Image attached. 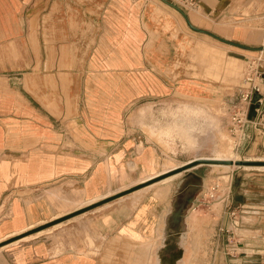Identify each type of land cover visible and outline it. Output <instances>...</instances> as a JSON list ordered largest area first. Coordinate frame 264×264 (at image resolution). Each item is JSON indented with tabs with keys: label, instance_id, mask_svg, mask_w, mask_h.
Returning <instances> with one entry per match:
<instances>
[{
	"label": "crops",
	"instance_id": "1",
	"mask_svg": "<svg viewBox=\"0 0 264 264\" xmlns=\"http://www.w3.org/2000/svg\"><path fill=\"white\" fill-rule=\"evenodd\" d=\"M45 1L0 0V264H126V257L128 264H157V249L161 243L168 246V187L144 198L133 209L107 203L91 210L127 184L147 176L153 151H141L142 142L137 138L114 140L96 138L92 133L95 145H75L67 152L60 151L62 146L55 142H27L24 129L29 113L40 119L44 116L31 105L24 79L12 76L14 57L19 55L13 47L12 29L14 24L29 22L33 14L28 9L43 7ZM195 1L198 4L193 8L172 0H67L73 6L83 3L105 9L104 18L114 25L109 30L113 36L107 37L118 42L116 68L110 71H124V56L131 55L127 51L132 48L151 71H168L166 86L170 89L179 85L171 81L174 75L190 70L191 56H202L206 63V57L213 60L215 51L223 57L221 64H215L220 71L218 79L232 77L238 82L235 67L244 62L231 59L225 65L222 42L249 54H243L247 59L258 54L256 62L263 65L264 0ZM62 2L51 0L53 10L47 15L56 28L64 23L58 10ZM17 9H26V16L18 19L21 12ZM53 33L55 37L58 34ZM197 44L210 48L198 51ZM73 49V45L67 47L66 53H73ZM38 61L35 59L31 67L37 68ZM42 61L43 57L41 67ZM190 84L184 79L178 88ZM74 85L73 92H80L81 83ZM243 86L247 87L246 81ZM18 105L22 110L18 111ZM254 105L264 111V97L262 103ZM13 131L20 142L13 143ZM249 134V139L254 137L252 148L264 151V133L251 128ZM192 190L196 196L198 189ZM241 203L237 221L231 219L228 226L240 237L238 248L227 258L225 249L219 251L218 247L215 261L264 264V171L260 189L247 191ZM51 223L53 226L46 229Z\"/></svg>",
	"mask_w": 264,
	"mask_h": 264
},
{
	"label": "rangeland",
	"instance_id": "2",
	"mask_svg": "<svg viewBox=\"0 0 264 264\" xmlns=\"http://www.w3.org/2000/svg\"><path fill=\"white\" fill-rule=\"evenodd\" d=\"M52 7L51 0H46L43 7L29 8L33 18L23 21L24 24H14L12 29L13 47L19 53L14 57L12 76L24 79L31 105L44 116L40 119L29 113L24 129L27 142H55L62 146L60 151L67 152L75 145H95L97 142L91 133L96 138L114 140L137 138L142 142L141 151L150 149L154 153V160L148 163L149 174L127 184L91 210L107 203L133 209L144 198L168 187V246L164 248L161 243V248L157 249V264H219L215 261L218 247L219 251L225 249L227 258L233 257L232 250L238 248L240 237L228 226L231 219L234 222L237 219L230 218L231 202L227 206L223 198L233 179L235 190L230 200L233 208H238V218L245 193L260 189V174L264 168H256L264 167V151L260 147L252 148L250 142L254 137L238 148V137L231 134L230 118L239 105L242 91L248 89L243 83L255 68L259 55L250 54L247 59L243 54H249L222 42L225 65L231 59L244 62L243 66L235 67L238 82L232 77L218 79L220 71L215 64H221L223 57L213 51V60L206 57V63L202 56L198 59L191 56L190 70L174 75L171 81L179 85L169 89L166 86L168 71H151L140 56L134 55L132 48L127 51L131 55L124 56V71H110L116 68L118 42L107 37L108 34L113 36L114 25L104 18L105 9L86 7L83 3L73 6L63 0L58 10L64 16V23L56 28L47 18ZM17 11L21 12L18 19L27 14L26 9ZM53 31H57V38ZM71 45L73 53H66ZM196 47L198 51L210 48L207 44ZM87 51L88 56H85ZM41 55L42 67L39 66ZM35 59H39V72L31 67ZM206 67H209L208 72H205ZM184 79L191 84L180 90L178 87ZM75 82L81 83L80 92H73ZM257 83L264 84L263 74ZM260 87L264 91V87ZM15 93L14 89V96ZM256 95L260 96L255 93L254 100ZM21 108L18 105V111ZM250 114L253 120L257 118L255 111ZM38 131L42 132L38 135ZM15 133L13 131L11 138L13 143H18L20 138ZM199 158L255 163L223 167L211 165L215 162H198V165L188 166ZM175 174L180 175L162 181ZM217 184L222 190L215 198L209 197ZM151 185L154 187L149 188ZM192 189H198L196 196ZM198 202L203 204L196 208ZM51 226L53 223L45 228Z\"/></svg>",
	"mask_w": 264,
	"mask_h": 264
},
{
	"label": "built area",
	"instance_id": "3",
	"mask_svg": "<svg viewBox=\"0 0 264 264\" xmlns=\"http://www.w3.org/2000/svg\"><path fill=\"white\" fill-rule=\"evenodd\" d=\"M174 3L186 4L190 7L195 8L197 6V2L195 0H172ZM256 66L252 71L248 74L246 79L247 82L250 83V87L246 90H243L240 98H239V105L236 106V110L232 113L230 118V128L231 134L235 137H238L239 144L238 148L245 143L249 139V129L253 128L255 131L259 133H264V111L260 108L257 109L254 105L255 102L262 103L264 97V91L261 90L260 85L264 87V84H259L256 82L260 81L262 77L261 72L258 70V63L255 62ZM258 93L260 96L258 101L254 100V94ZM253 100L255 101L253 104ZM256 112L257 118L252 119L250 112ZM222 190L220 184L215 185L209 194V197L215 198L218 196V193ZM233 190V179H230L229 185L226 188L225 197L223 198V202H226V205L230 202V217L237 219L238 208H233V202L231 199V193ZM203 203L198 202L196 208L200 207ZM228 206V205H227Z\"/></svg>",
	"mask_w": 264,
	"mask_h": 264
},
{
	"label": "bare ground",
	"instance_id": "4",
	"mask_svg": "<svg viewBox=\"0 0 264 264\" xmlns=\"http://www.w3.org/2000/svg\"><path fill=\"white\" fill-rule=\"evenodd\" d=\"M264 52V50L262 51ZM246 85H247V88L250 87V83L246 81ZM234 139V138H233ZM201 160H205V161H210V162H215V163H212L211 165L213 166H229V167H235L236 165L233 164V165H230L228 164L227 162L229 161H232V162H238V161H234L232 159H228V158H199ZM192 162V161H191ZM190 163V162H189ZM183 166V165H182ZM245 168H250V167H245ZM252 168V167H251ZM257 168H264V167H257ZM169 173V172H168ZM162 175V174H161ZM179 174H175V175H171L165 179H163L162 181H170V180H173L175 179ZM151 180V178H150ZM152 186V185H151ZM150 187V186H149ZM151 188V187H150Z\"/></svg>",
	"mask_w": 264,
	"mask_h": 264
},
{
	"label": "water",
	"instance_id": "5",
	"mask_svg": "<svg viewBox=\"0 0 264 264\" xmlns=\"http://www.w3.org/2000/svg\"><path fill=\"white\" fill-rule=\"evenodd\" d=\"M259 71L264 75V65H260V67H259ZM259 96L258 95H256L255 96V101H258L259 100ZM198 162H210V161H205V160H196V161H194V162H191V163H189L188 164V166H191V167H193V166H195V165H198L199 163ZM228 164H230V165H233V164H235L236 166H245V165H250L251 163H255L254 161H238V162H232V161H229V162H227Z\"/></svg>",
	"mask_w": 264,
	"mask_h": 264
}]
</instances>
